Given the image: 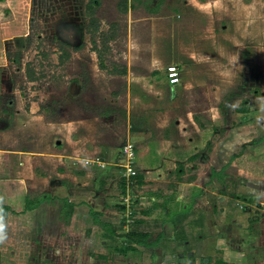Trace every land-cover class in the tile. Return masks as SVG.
Wrapping results in <instances>:
<instances>
[{
	"label": "rangeland",
	"instance_id": "rangeland-1",
	"mask_svg": "<svg viewBox=\"0 0 264 264\" xmlns=\"http://www.w3.org/2000/svg\"><path fill=\"white\" fill-rule=\"evenodd\" d=\"M88 3L97 27L92 36L87 31ZM100 34L111 39L104 43ZM91 41L101 51L105 70L98 66ZM168 66L178 73L174 86L166 84ZM111 69H124V74H109ZM4 101L18 103L19 108L31 106L32 112L40 107L37 114L44 116L37 121L45 141L59 128L57 124L95 117L92 141L102 146L104 155L114 152L117 158L111 162L117 165L130 163L123 153V147L130 146L135 175L138 167L149 168V150L138 153L149 137L156 138L171 159L184 146L188 157L205 162L199 176L215 182L209 170L213 168L222 186L223 175L236 177L229 164L250 174L264 156L260 154L264 149V0H3L0 102ZM36 123L26 120L12 128L6 140L12 146L24 140L30 148ZM161 137L168 140L162 146ZM118 169L111 171L114 194L124 172ZM192 172L195 169L188 168L184 180ZM144 174L149 179L157 175L162 181L174 180L168 173ZM149 190L165 191L161 183ZM146 192L128 188L129 197L141 195L143 202ZM181 193L175 189L176 203L156 200L159 211L154 221L160 223L167 210L179 209ZM84 232L61 221L44 234L29 231L14 245L16 250H3L0 264H117L113 247L106 251L92 246Z\"/></svg>",
	"mask_w": 264,
	"mask_h": 264
},
{
	"label": "crops",
	"instance_id": "crops-1",
	"mask_svg": "<svg viewBox=\"0 0 264 264\" xmlns=\"http://www.w3.org/2000/svg\"><path fill=\"white\" fill-rule=\"evenodd\" d=\"M27 111L32 115L27 116ZM37 112L40 107L32 112L31 106L19 108L18 103L0 102V207L8 209L0 219V257L5 250H16L14 245L18 246L20 238L29 231L44 234L61 221L68 228L85 231L92 246L101 250L104 247L106 251L113 247L118 255L117 264H264V149L260 150L263 157L256 169L249 170L250 174L229 164L236 177L223 175L221 186L213 168L209 170L215 182L199 176L197 171L205 162L188 157L184 146L176 149L174 154L178 158L174 159L173 154L171 159L157 145L158 140L149 137L143 151H138L144 154V149L149 150V168L138 167L139 172L168 173L174 180L162 181L157 175L149 179L142 172V184L136 185L134 181L126 182L121 175L124 194L120 183L119 192L114 194L111 183L115 177L111 171L121 168L120 173L124 165L112 163L117 158L114 152L104 151V155L102 146L92 141L96 118L57 124L59 128L51 131V137L45 141L43 126L37 121L44 115ZM28 119L37 122L35 143L29 148L23 140L12 146L6 140L10 130L23 126ZM160 139L161 146L168 141ZM170 161H174L171 167H165ZM246 164L254 167L252 163ZM188 168L195 172L184 180ZM160 183L164 194L149 190ZM129 187L147 191L146 201L141 195L129 197ZM175 189L182 190L179 209L167 210V217H160L157 223L156 200L176 203ZM27 204L31 207L25 210ZM64 204L71 206L69 217L61 215ZM158 206L160 210L164 208ZM174 224L179 229L175 230ZM156 229L158 232L151 239ZM129 233L147 235L143 242L147 245L131 242L126 237Z\"/></svg>",
	"mask_w": 264,
	"mask_h": 264
},
{
	"label": "trees",
	"instance_id": "trees-1",
	"mask_svg": "<svg viewBox=\"0 0 264 264\" xmlns=\"http://www.w3.org/2000/svg\"><path fill=\"white\" fill-rule=\"evenodd\" d=\"M3 0H0V2H2ZM91 3H88L86 5V9H87V16L89 17V26L87 27V31L89 33L90 36H92V34H94L97 30V27H96V21L94 19H92V16H93V13H94V10L91 8ZM121 7L123 9V11L125 12L127 10V6H126V1H123L121 4ZM151 11H154V10H151ZM100 38H102L103 42L105 43L106 42V39H111V35L107 37V34H100ZM91 44L93 46V51L96 53V57H97V60H98V66L100 69L102 70H105L106 67L103 65L102 63V56H101V51L97 48H95V44H94V41H91ZM64 57H66V55L64 54ZM61 57H59V61H62L60 59ZM109 74H119V75H123L124 74V69H121L119 71L115 70V69H111V71H109ZM28 80L29 81H32L31 77L29 76L28 77ZM240 112H243V110H241ZM193 121L194 123L199 127V124L197 123V121L194 119L193 117ZM193 159L195 157H192ZM142 179H143V174L142 173H139L137 172L136 175H134L133 177H130V181H134L136 185H141L142 184ZM120 190H121V193L124 194V191H125V188H124V180L123 179H120ZM31 207L30 204H27L25 206V210L29 209ZM6 212H8V209L5 208V207H0V219L6 214ZM71 214V206L69 205H66L64 204L62 209H61V215L64 217H69ZM90 214L92 216H95L94 213L90 212ZM127 239L130 240L131 242L135 243V244H142V245H147L144 242V240L147 238V235H137V234H133V233H129L126 235Z\"/></svg>",
	"mask_w": 264,
	"mask_h": 264
},
{
	"label": "built area",
	"instance_id": "built-area-1",
	"mask_svg": "<svg viewBox=\"0 0 264 264\" xmlns=\"http://www.w3.org/2000/svg\"><path fill=\"white\" fill-rule=\"evenodd\" d=\"M165 78H166V84L168 86H174L178 83V73L175 67L173 66H168L165 68ZM123 153L125 156V159L127 162L122 168H123V177L125 179H128L130 177H133L135 175L133 169H132V159H133V152L132 148L130 146H124L123 147Z\"/></svg>",
	"mask_w": 264,
	"mask_h": 264
}]
</instances>
